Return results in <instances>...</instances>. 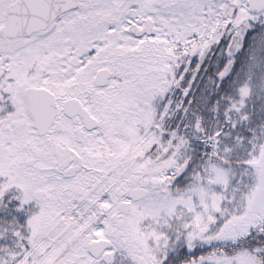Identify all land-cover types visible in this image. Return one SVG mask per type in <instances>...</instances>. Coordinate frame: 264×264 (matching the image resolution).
<instances>
[{
  "label": "snow or ice",
  "instance_id": "1",
  "mask_svg": "<svg viewBox=\"0 0 264 264\" xmlns=\"http://www.w3.org/2000/svg\"><path fill=\"white\" fill-rule=\"evenodd\" d=\"M0 264H264V0H0Z\"/></svg>",
  "mask_w": 264,
  "mask_h": 264
}]
</instances>
